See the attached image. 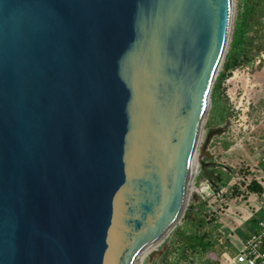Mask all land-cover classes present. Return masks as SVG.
Wrapping results in <instances>:
<instances>
[{
	"label": "water",
	"instance_id": "obj_1",
	"mask_svg": "<svg viewBox=\"0 0 264 264\" xmlns=\"http://www.w3.org/2000/svg\"><path fill=\"white\" fill-rule=\"evenodd\" d=\"M233 11L0 0V264H137L177 228Z\"/></svg>",
	"mask_w": 264,
	"mask_h": 264
},
{
	"label": "rangeland",
	"instance_id": "obj_2",
	"mask_svg": "<svg viewBox=\"0 0 264 264\" xmlns=\"http://www.w3.org/2000/svg\"><path fill=\"white\" fill-rule=\"evenodd\" d=\"M255 2V0H234L233 32L228 53L235 28L238 26L247 29L249 37L254 38L255 48L249 56V62L236 69L228 78L233 81L226 83L225 103L229 124H226L224 133L210 139L208 143L210 150H206L210 155L215 154L214 159L218 165L216 171L225 185L222 189L224 194H227L234 185L240 186L251 177L264 181V170L260 166V163L264 161V21L259 22V9ZM253 25H258L254 33L250 32ZM244 111L247 113L244 114ZM210 112L211 109L203 127L198 156L203 152L209 139ZM226 143L233 144L230 152L223 148ZM199 165L200 162L190 184L184 217L199 200H209L210 205L215 206L221 217L225 218L223 221L228 225L227 230L231 231L233 243L239 248L244 236L252 233V227L257 222L258 215H253L255 209L252 210L244 205L241 196L232 201L228 199L217 203L218 198L214 192L201 194L198 178H196ZM252 205L251 202L250 206ZM175 229L154 250L143 255L138 264H159Z\"/></svg>",
	"mask_w": 264,
	"mask_h": 264
},
{
	"label": "trees",
	"instance_id": "obj_3",
	"mask_svg": "<svg viewBox=\"0 0 264 264\" xmlns=\"http://www.w3.org/2000/svg\"><path fill=\"white\" fill-rule=\"evenodd\" d=\"M259 9V22L264 21V0H255ZM258 25H253L250 32H256ZM254 38L249 37L247 29L240 26L235 28L231 48L226 56L223 69L215 83L212 91V108L208 126L210 129L223 128L228 123V109L225 103L226 83L233 72L249 62V56L254 50ZM233 144L223 145L228 151ZM264 170V161L260 163ZM213 192L217 195V203L225 200H235L242 197L247 200L250 195H256L260 201L263 200L264 187L255 177L246 179L240 186L234 185L227 194L219 193L225 187L222 177L216 170L212 172ZM216 176V177H215ZM219 211L210 205L209 200H199L177 226L159 264H222L224 254L237 255L235 245L222 232ZM258 226L252 233L256 232ZM249 235H245L246 239Z\"/></svg>",
	"mask_w": 264,
	"mask_h": 264
},
{
	"label": "built area",
	"instance_id": "obj_4",
	"mask_svg": "<svg viewBox=\"0 0 264 264\" xmlns=\"http://www.w3.org/2000/svg\"><path fill=\"white\" fill-rule=\"evenodd\" d=\"M247 111H244V114H246ZM204 152L200 155L203 156L206 154ZM199 187L201 194L212 193L213 179L200 181ZM219 198H222V192L219 193ZM262 210L264 212V204ZM222 264H264V218L258 222L256 232L249 234L246 239H243L238 248L237 255L234 257H225V259L222 260Z\"/></svg>",
	"mask_w": 264,
	"mask_h": 264
},
{
	"label": "crops",
	"instance_id": "obj_5",
	"mask_svg": "<svg viewBox=\"0 0 264 264\" xmlns=\"http://www.w3.org/2000/svg\"><path fill=\"white\" fill-rule=\"evenodd\" d=\"M229 81V83H232L233 81H232V79L231 80H228ZM228 83V84H229ZM205 147V146H204ZM232 148L233 147H231L228 151L230 152L231 150H232ZM210 150V146H208V148H206V150ZM206 150H204L203 149V152L204 153H206V154H204L202 157H201V159H202V162L200 163V165L198 166V171H197V178H198V183L200 182V181H204V180H211V179H213L214 177L212 176V172H213V170H216V168H217V162L215 161V159H214V156H215V154L213 153L212 155H210V153H208V151H206ZM213 156V157H212ZM208 176H210V178H208ZM216 177V176H215ZM257 179V178H256ZM257 181L259 182V183H261V185L264 187V181L263 182H261V181H259L258 179H257ZM263 197H264V195H263ZM242 198V197H241ZM242 200H243V198H242ZM244 201V205H246V207H249V208H251L252 210H254L255 209V213L253 214V215H258V219H257V222L256 223H254V227H252V232H253V230H255V228L258 226V222L261 220V219H263L264 218V212H263V210H262V206H263V204H264V198H263V200L262 201H260L259 199H258V197L256 196V195H250L248 198H247V200H243ZM251 202L253 203V205L252 206H250V204H251ZM220 215V221H221V223H222V232L224 233V235L233 243V240H232V238H231V231H230V229L229 230H227V223H225V221H223L225 218L224 217H221V214H219ZM234 244V243H233ZM235 245V244H234ZM235 247H236V245H235ZM236 249L238 250V247H236ZM227 256H230V257H234L235 256V254L234 255H230V254H224V256H223V260L225 259V257H227Z\"/></svg>",
	"mask_w": 264,
	"mask_h": 264
},
{
	"label": "bare ground",
	"instance_id": "obj_6",
	"mask_svg": "<svg viewBox=\"0 0 264 264\" xmlns=\"http://www.w3.org/2000/svg\"><path fill=\"white\" fill-rule=\"evenodd\" d=\"M201 157H202V155H200V156H198L197 155V157H196V159H195V167H194V173H195V169H196V167H197V165H198V162H202V160H201ZM197 163V164H196ZM156 247H154V248H152L151 250H149L148 252H146L144 255H146V254H148L150 251H152V250H154ZM140 260V259H139ZM139 262V261H138ZM138 264V263H137Z\"/></svg>",
	"mask_w": 264,
	"mask_h": 264
}]
</instances>
